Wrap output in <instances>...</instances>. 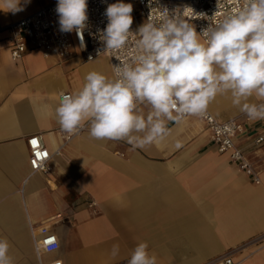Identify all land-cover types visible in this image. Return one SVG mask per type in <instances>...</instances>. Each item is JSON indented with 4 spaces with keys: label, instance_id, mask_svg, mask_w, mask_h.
Returning a JSON list of instances; mask_svg holds the SVG:
<instances>
[{
    "label": "crops",
    "instance_id": "obj_1",
    "mask_svg": "<svg viewBox=\"0 0 264 264\" xmlns=\"http://www.w3.org/2000/svg\"><path fill=\"white\" fill-rule=\"evenodd\" d=\"M54 1L0 10V25ZM8 34L0 32V237L15 264H127L140 242L157 264H203L226 254L235 264H264V143H255L264 121L247 120L228 96L208 110L243 124L234 141L259 171V183L218 151L197 117L170 123L165 141L143 150L94 140L87 127L69 137L55 116L60 93L81 88L90 71L111 76L108 57L88 60L73 42L66 57L29 47L14 60ZM32 135L49 151L46 171L30 168ZM42 225L59 247L38 254L31 226Z\"/></svg>",
    "mask_w": 264,
    "mask_h": 264
},
{
    "label": "clouds",
    "instance_id": "obj_2",
    "mask_svg": "<svg viewBox=\"0 0 264 264\" xmlns=\"http://www.w3.org/2000/svg\"><path fill=\"white\" fill-rule=\"evenodd\" d=\"M28 3L0 0V10L16 13ZM152 3L149 0L148 18L135 32L131 3L107 5L106 27L98 30L103 47L97 54H110L117 62L111 76L90 71L81 88L60 93L54 111L61 131L71 137L87 127L94 140L123 141L132 150H143L164 142L170 123L208 117L218 96L230 97L250 122L264 121V0H237L199 32L192 21L205 19V13L188 6L153 8ZM87 9L88 0H57L55 9L60 31L75 32L81 49L86 48ZM229 129L226 124L217 132ZM174 147L183 144L176 140ZM10 247L8 239L0 237V264H15ZM58 247L52 236L44 250ZM119 251L114 244L111 257ZM127 264H157V256L147 242H140Z\"/></svg>",
    "mask_w": 264,
    "mask_h": 264
},
{
    "label": "built area",
    "instance_id": "obj_3",
    "mask_svg": "<svg viewBox=\"0 0 264 264\" xmlns=\"http://www.w3.org/2000/svg\"><path fill=\"white\" fill-rule=\"evenodd\" d=\"M116 2L117 0H88V27L84 32V39L86 42V48L84 49L80 48V42L75 32L63 33L60 31L59 17L55 11L57 1L43 5L20 20L8 25H0V32L4 30L9 32L7 40L11 46V57L14 60L21 58L29 47L38 48L46 52L55 51L61 57H66L70 55V47L73 42L84 53L85 57L91 60L98 56L97 50L103 47L98 38V30H103L106 27L107 17L104 15L106 7L108 4ZM123 2L139 6L138 13L135 12L134 8L132 12L133 25L131 30L135 32L141 25L138 21V17L140 16L143 22L148 18L150 11L149 0H123ZM236 3L237 0H219V6L217 7V0H153L151 6L153 8L157 6H166L170 11L177 7L182 9L184 6H188L197 13H205L208 16L205 17V19H195L192 21L199 32L201 27L207 26L209 23L208 20L214 21L222 13L235 6ZM215 12L216 15L213 16ZM130 44H132V41H130ZM104 55L108 57L112 68V64L117 61L112 58L110 54L105 53ZM200 119L208 128L210 139L215 144L218 151L221 153H228L231 160L235 161L242 171L251 177L255 183H259V171L255 169L254 165L247 159L234 141L235 137L242 131L243 124L234 119H216L209 111L208 117ZM226 124L230 126L229 130L217 132L218 128L223 129ZM27 143L29 147L30 168L33 171H46L50 154L40 137L38 135H32L27 139ZM255 143H264V131L256 136ZM94 204V201L90 202V206ZM31 230L32 232L34 230L38 236L34 238L36 252L38 254L46 252L44 250L45 242L49 237H56V235L43 225L37 228L31 226ZM41 264L53 263L44 262ZM203 264H235V261L226 254L215 257Z\"/></svg>",
    "mask_w": 264,
    "mask_h": 264
},
{
    "label": "rangeland",
    "instance_id": "obj_4",
    "mask_svg": "<svg viewBox=\"0 0 264 264\" xmlns=\"http://www.w3.org/2000/svg\"><path fill=\"white\" fill-rule=\"evenodd\" d=\"M133 8H134V10H135V12H137L138 13V11H139V6L138 5H133ZM138 21H139V23H143V19L139 16L138 17Z\"/></svg>",
    "mask_w": 264,
    "mask_h": 264
}]
</instances>
